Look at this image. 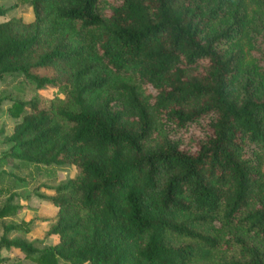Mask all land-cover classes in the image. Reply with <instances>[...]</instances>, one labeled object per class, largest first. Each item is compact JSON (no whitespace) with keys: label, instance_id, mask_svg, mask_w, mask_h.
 <instances>
[{"label":"trees","instance_id":"trees-1","mask_svg":"<svg viewBox=\"0 0 264 264\" xmlns=\"http://www.w3.org/2000/svg\"><path fill=\"white\" fill-rule=\"evenodd\" d=\"M18 1L33 18L0 22V79L62 102L11 98L0 161L75 174L42 184L53 244L3 225L0 248L33 264H264V0Z\"/></svg>","mask_w":264,"mask_h":264},{"label":"rangeland","instance_id":"rangeland-1","mask_svg":"<svg viewBox=\"0 0 264 264\" xmlns=\"http://www.w3.org/2000/svg\"><path fill=\"white\" fill-rule=\"evenodd\" d=\"M0 6L5 12L0 16V22L12 17H19L24 22L32 20V11L29 3H21L18 0H0ZM251 66V59L246 55L242 60L238 73ZM56 89L44 87L36 89L32 83L18 74H7L0 79V158L9 144L6 137L11 134L13 126L21 120V115L11 117L8 108L11 98L30 100L35 99L41 107L54 111L55 107L61 105V100L54 94ZM75 170L67 167H44L42 165H24L13 158H3L0 161V189L8 188V192L0 194V203L3 202L8 193H13L11 203L17 205L15 211L0 218V236L3 233V225H16L15 228L6 232L8 238L21 237L27 241H34L37 247H45L56 241V236L46 235V231L55 219L57 208L40 195H50L45 185H55L59 181L72 177ZM47 189V190H46ZM0 256L6 258L1 264H33L23 258L18 250H7L0 248ZM58 264H69L59 260ZM82 264H89L84 262ZM123 264H150L141 261L128 260Z\"/></svg>","mask_w":264,"mask_h":264}]
</instances>
